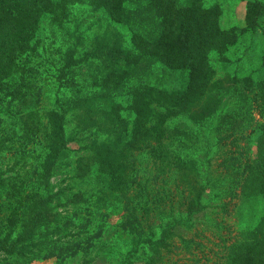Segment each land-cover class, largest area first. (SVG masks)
<instances>
[{"label":"rangeland","instance_id":"rangeland-1","mask_svg":"<svg viewBox=\"0 0 264 264\" xmlns=\"http://www.w3.org/2000/svg\"><path fill=\"white\" fill-rule=\"evenodd\" d=\"M67 1L55 13L62 24L47 14L37 36L58 44L36 77V86L48 89L46 106L32 107L45 133L22 142L21 120L0 116V264H97L101 247L85 248L89 221L115 224V209L126 217L122 194L154 232L157 218L193 191V164L178 152L209 122L212 139L225 149L240 124L210 118L219 115V98L247 78L264 80V16L257 29L251 21L252 13L264 14V0H164L174 14L168 27L151 17L164 9L153 7L159 0H115L113 16L85 0ZM63 55V72L81 85L77 93L55 87ZM43 171L49 176L41 183ZM16 185L26 195L18 202L10 198ZM143 187H155L159 197L149 200ZM34 193L50 225L24 237L20 219L37 211ZM146 203L151 210L141 209Z\"/></svg>","mask_w":264,"mask_h":264},{"label":"trees","instance_id":"trees-1","mask_svg":"<svg viewBox=\"0 0 264 264\" xmlns=\"http://www.w3.org/2000/svg\"><path fill=\"white\" fill-rule=\"evenodd\" d=\"M53 1L0 0V116L21 120L22 134H18V140L22 142L34 141L39 132L41 135L45 133V126L41 127L32 107L41 101L46 106L48 89L46 84L37 87L36 77L46 69L48 61L44 56L47 50L58 45L51 41L50 36L45 40L37 37L44 28L41 24L49 14L53 16L54 23L61 25L60 14L55 13L58 8H67L63 0L58 4ZM82 1L68 0L67 3ZM85 1L90 2L93 8L100 7L111 16L114 14L115 0ZM151 3L153 7L164 8H156L151 17L159 18L160 23L165 20L164 24L168 27L172 13L165 10L168 9L167 2L159 0L158 3ZM255 4L261 7L259 3ZM263 16L261 10L252 13L251 21L256 29ZM262 35L264 38V30ZM142 40H145L144 37ZM60 60L65 62V66L56 77V89L67 86L73 92H79L81 85L63 72L69 69L67 57L63 55ZM162 63L169 66L165 61ZM177 67L172 63L173 69ZM246 81L240 85L242 88L238 86L228 91L226 96H221L216 108L219 115L210 117L220 121L229 116L232 122L240 124L238 130L230 135V141L225 143V149L218 148L216 140L212 139L209 122L207 129L197 133V139L184 146L186 151L178 152L181 160L191 161L194 167L191 172L193 191L185 196L187 201H176L174 211L170 209L157 218V232L155 229L153 232L151 227H145L144 214L137 210L139 206L130 207L131 200L127 194H122L128 210L126 217L122 218L121 211L115 209L113 212H119L115 224H108L106 217L95 220L98 224L89 221L93 233L90 232L85 248L89 252L88 248L94 244L101 247L93 263L264 264V80L256 83L247 78ZM140 92L143 91L138 90L136 94ZM132 101L131 108L134 107L135 97ZM49 120L46 119L47 125L52 122L51 117ZM200 126L203 124L200 123ZM216 128L212 132L218 133ZM226 145L230 148L226 149ZM48 176L49 173L43 171L38 178L42 183L48 180ZM142 189L145 194L150 190L149 200L160 195L155 187ZM23 191V185H16L11 189V200L21 201L26 197H23ZM161 192L171 194L164 189ZM32 197L37 211L26 219H20L24 237L36 235L39 229L50 225L49 218L44 217L46 206L43 201L39 200L37 193ZM143 208L151 210L147 203L142 205ZM120 244L125 246V251L117 249L121 248Z\"/></svg>","mask_w":264,"mask_h":264}]
</instances>
